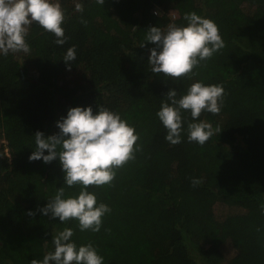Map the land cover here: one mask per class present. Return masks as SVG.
<instances>
[{
    "label": "trees",
    "instance_id": "16d2710c",
    "mask_svg": "<svg viewBox=\"0 0 264 264\" xmlns=\"http://www.w3.org/2000/svg\"><path fill=\"white\" fill-rule=\"evenodd\" d=\"M58 2L68 17L65 44L33 23L30 53L0 54V264L42 260L64 228L77 246L91 243L104 264H221L225 243L235 251L227 264H264V0ZM188 12L213 20L225 47L191 79L152 73L147 31L186 26ZM72 46L69 68L63 58ZM194 82L222 84L223 107L197 121L184 111L182 142L171 145L156 113L169 90L179 99ZM88 106L119 113L140 137L141 150L111 186L87 188L111 208L99 232L38 210L58 188L67 198L81 187L65 184L58 158L29 160L37 131L57 134L70 108ZM200 120L222 130L203 146L187 140L188 123ZM192 178L203 183L193 187ZM218 202L242 209L218 219Z\"/></svg>",
    "mask_w": 264,
    "mask_h": 264
},
{
    "label": "clouds",
    "instance_id": "9594fccd",
    "mask_svg": "<svg viewBox=\"0 0 264 264\" xmlns=\"http://www.w3.org/2000/svg\"><path fill=\"white\" fill-rule=\"evenodd\" d=\"M96 2L103 6L105 0ZM76 8L82 10L80 4ZM67 18L58 0H0V54L30 53L26 37L33 23L53 34L57 45L65 44L67 37L63 25ZM183 18L186 26L169 24L166 31L159 27H150L147 31L145 42L155 45L148 59L152 73H162L172 79H191L201 62L210 60L225 47L213 20L196 12L185 13ZM145 42L140 47H144ZM75 59L76 48L72 46L63 60L70 68V62ZM225 95L222 84L205 85L203 82L192 83L179 99L175 89L169 90L167 100L156 113L167 130L166 141L171 145L182 142L184 111H190L193 121L205 111L218 115ZM56 126L60 131L47 138L40 131L34 134L36 148L29 160L42 159L47 164L58 158L65 173V184L70 188L79 185L81 190L77 196L65 198V189L60 187L46 206L38 210L51 218H59L62 223L75 219L80 231L99 232L103 217L111 208L98 203L96 195L87 188L112 185L117 170L134 160L136 152L141 150L137 143L139 134L119 113L103 106L95 112L91 106L70 108ZM221 131L218 125L213 127L205 120L190 122L187 140L203 146ZM202 183L201 179L191 180L193 187ZM261 210L264 211V204ZM28 215L35 213L29 211ZM73 235L71 228L59 231L52 239L54 250L46 253L42 260L32 259L30 264H104L103 257L91 243L77 246L72 241Z\"/></svg>",
    "mask_w": 264,
    "mask_h": 264
},
{
    "label": "rangeland",
    "instance_id": "374dc122",
    "mask_svg": "<svg viewBox=\"0 0 264 264\" xmlns=\"http://www.w3.org/2000/svg\"><path fill=\"white\" fill-rule=\"evenodd\" d=\"M170 15L174 18V16L176 15L175 11H170ZM260 141L261 144L264 145V135ZM240 209H242V207L229 205L223 202H218L215 207V212L218 219H223L225 215L240 211ZM222 253L224 255V261L221 264H227V262L234 256L235 251L230 244L225 243L222 246Z\"/></svg>",
    "mask_w": 264,
    "mask_h": 264
}]
</instances>
